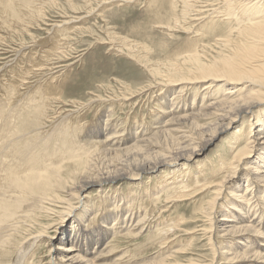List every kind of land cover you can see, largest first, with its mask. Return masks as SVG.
Instances as JSON below:
<instances>
[{"label":"rangeland","instance_id":"1","mask_svg":"<svg viewBox=\"0 0 264 264\" xmlns=\"http://www.w3.org/2000/svg\"><path fill=\"white\" fill-rule=\"evenodd\" d=\"M221 1L0 0V199L7 202V213L10 212L8 214L12 216L11 220L8 218L10 222L7 219L5 222L8 223L2 224L7 228L2 233L9 235H6V242L0 245V264H14L20 249L25 246L30 249L28 255L31 256L29 259L27 256V260H31L32 264H52L51 250L52 245L58 243L60 223L69 211V203L76 205V200L70 199L68 195L78 178L77 175L70 174L72 168L69 163L74 160L58 162L62 155L60 153L66 151L71 140L84 142L85 139L91 142L92 148L115 141L116 147L121 146L123 149L136 140H153L158 137L164 143L169 137L172 148L175 147L173 151L176 152L178 142H182L181 147L185 148L189 145L186 141L199 137L191 121L182 119L180 122V119L179 122H173L171 114L176 110L175 112H180L178 116H184L191 113V109L197 111V114L204 105H201V101H207L210 95L193 86H188L187 89L185 86L164 85L168 77L175 75L176 69L187 73L195 68V59H199L204 65H211L233 53L231 50L234 51L239 42H242L240 30L260 15L249 16L238 6L236 12L239 14L236 15L234 11L229 12V6ZM210 4H214L216 8L219 5L223 12L220 11L214 18H207L202 22L197 20L198 12ZM127 88L131 89L130 92H126ZM126 93L134 94V99L127 102L124 99ZM177 94L179 95L176 96ZM221 95L217 91L214 98L219 101L222 99ZM225 105L221 106L219 114L228 113L230 104ZM201 113L203 115L198 116V121L202 126L208 128L216 122V115L206 117L204 112ZM110 114L112 117L108 118ZM249 118L247 115L239 119L227 135L204 154L197 156L191 163L190 174L184 179L183 174L179 175L184 166L176 170L171 181L176 182L168 190H163L162 183L159 184L165 180L160 177L167 176V173L155 178L149 177L151 180L145 176L143 182L123 184L116 193L120 194L117 196L119 200L124 198L123 205L132 209L133 214L127 212L131 216L128 222L136 225L142 220L144 229L142 226L141 230L137 228L141 234L136 238L117 235L101 242L102 246H107L109 242L112 251L101 258L103 263L100 264L107 260L119 261L115 259L124 252L125 260H130L133 264H149L151 260H159L157 256L161 254L169 257L166 264H212L214 260L225 264L215 247L225 246L226 240L213 232L215 225L209 220L216 216L214 223L221 225L223 222L220 220L229 207V201H220L219 213L212 217L213 199L216 197V190L221 188L219 185H224L226 174L225 169L218 170L217 167L222 160L231 159L232 150L229 151L231 145L229 146L228 139L235 130L247 129L249 123L246 122ZM104 120H111L108 131L99 126ZM115 123L117 124L114 126ZM98 129L102 133H115V140L106 141V136L101 137ZM126 134L128 138L125 137ZM186 135L189 139H184ZM158 138L151 142L155 146L148 145L145 148L157 152L168 150L165 154L172 152L165 144H157ZM98 152L96 151V156L100 159L93 165V169L103 171L106 169L105 165L114 158L108 157L110 160L103 163L104 157ZM33 158L42 161L35 160L28 164ZM44 162L49 166L55 164L56 170L53 167H50L51 170L46 169ZM28 167L33 169V173H37L39 169L44 170L42 174L45 177L28 181V192L8 184L10 179L27 171ZM214 170L218 172L212 174ZM171 174L172 172L169 176ZM57 176L61 183L47 188L49 192L45 190L48 185L45 182L52 181ZM5 180L7 182L3 187ZM182 180L185 185L188 184V189L204 184L219 185H214V189L206 190L191 200L169 201L168 195L171 196L182 186V182H178ZM239 183L243 188L247 185L246 179L239 181L237 185ZM105 190L102 193L92 190L88 200L92 204L104 206V198L114 194V189ZM263 192L264 190L260 193ZM157 197L159 198L156 199ZM129 198H134V205H130L133 200ZM255 200L252 202L255 203ZM109 203L111 204L110 201ZM109 203L103 209H112ZM11 204H17L18 207L10 206ZM29 205L31 208L26 211ZM110 215L112 218L108 223H113L115 215ZM79 216L77 221L75 219L69 223V228L75 223L80 224V221L90 225L88 220L91 216H88V220ZM102 216V213H98L92 220L93 228L98 220L103 221ZM35 236L42 237L36 244L32 242L35 241ZM94 242L89 241L84 247L88 248ZM30 243L35 247L33 244L28 246ZM109 263L112 264V261L106 264Z\"/></svg>","mask_w":264,"mask_h":264},{"label":"bare ground","instance_id":"2","mask_svg":"<svg viewBox=\"0 0 264 264\" xmlns=\"http://www.w3.org/2000/svg\"><path fill=\"white\" fill-rule=\"evenodd\" d=\"M221 3L229 6L228 7L229 12L230 11L236 12L237 11L236 7L238 6V8L241 7L240 9H242L249 16H258V14H260L258 17H256V19L251 20L250 21L251 23L248 21L249 23L244 25V29L240 30V35L242 34L241 36L242 42L239 43L241 45L238 44L239 46H236L234 51L231 50V52L233 53L226 56L224 55L225 56L224 59H220L215 63L213 62L211 65H204L200 63L199 59H195V64H196L195 68L188 70L187 73L183 72V70L176 69L177 72L175 73L174 76L168 77L167 79L165 78L167 81L164 85L165 87L185 86V88H187L188 86H193L198 89L207 91V94L210 95V98L208 97L209 99L207 101L205 100L201 101L202 102L201 105L202 104L204 105L200 107L201 110L197 114H196L197 111L196 112L192 111V109H191V113L188 112L189 114H186L184 116H178L180 115V112H175L176 110L171 114L173 122H179L180 119H181L180 122L182 121V119L191 121V125H193V128H195L196 131H198L199 137L195 138L196 140L193 137L189 141H186V143L189 144L191 147L188 145V147L182 148L181 145L183 143L178 142L179 147L176 148V152L173 151L175 147L172 148V144H171L172 140L170 141L169 137L166 140L165 138H163L165 140L164 143L160 142V139L156 137L158 138V141L156 142L157 144H162V145L165 144L168 148L172 150V152H169L167 154H165V152H168V150L166 151L162 150V152H157L155 150H148L145 148V146L148 145L151 147L155 146L151 142H154L156 138H154L153 140L152 139L150 140L140 139V141L136 140L134 144L132 145L129 144L130 145L129 147H124L123 149H121V146L116 147L115 144L117 142L115 141L113 143L109 142L110 144L108 145L104 144L99 148L96 147L92 148L90 145L91 142L89 143V141L88 142L85 141V139L82 136L81 137L84 139V142L83 141L72 142L73 140H71L68 143V148H66V151L60 153L62 154L60 155L62 158L59 157L58 162H61L63 160L64 161L71 159L74 160L73 162L69 163V166H71L70 168H72L70 169V174L71 175L75 174L77 175L78 178L76 177L77 180L74 182L73 186H71L68 195L70 199L76 200V205L71 202L69 203V208H68L69 211L66 213L64 219H62L60 223V231H59L60 233L58 235L59 237L57 238L58 243L53 244L51 250L52 264H100V262H102L101 258L105 256L106 253L112 251L110 249L111 246L109 242L107 246L105 245L102 246L101 242L109 239L110 237H115L117 235L126 236V237L131 236L135 238L139 237L141 231L138 232L137 228H139V230L142 229L143 227L142 220H139L137 223H135L136 225H134V223L132 222H128V218H130L131 216L127 215V212H131L132 209L127 208L123 205V203L125 202H123L124 198H122V196H121L122 199L120 200L117 198V196L120 194L116 192L121 190V186L125 183L132 184L137 182H143L145 176H148L146 178L149 179V177L155 178L156 176H160L162 173H167V176L165 175L164 177L163 176L160 177L163 178V180L164 179L165 180L161 181L159 184L162 183L161 185L162 188H164L163 190L165 189L168 190L176 182V181L171 182L176 170H179L182 166H184L183 169L179 172L180 173L179 175L183 174L182 178L184 179L187 175L190 174L191 171L190 168L192 166L191 163L195 161V158L208 151L210 147L213 146L218 140L222 139L225 135H227L230 129L234 128L235 123L239 119H242L247 115L250 116L248 122H246L247 124L249 123L247 125L248 128L247 129L241 128L240 130H235L233 132L234 133L233 135L231 136L229 135L230 138L228 139V142H229V146L231 145L229 151L231 152L232 150L231 159L229 160L224 159L220 164L218 163L219 165L217 167L218 170L225 169L226 174H225V179L223 180L224 185L220 186L219 184L212 183L211 185L204 184L201 185V187L198 186L197 188L195 186V189H188L189 187L188 184L185 185L183 183V180L178 181L179 183L182 182L180 183L182 184V186H180L176 190V192L174 191V193L171 196L168 195V200L169 201L174 199L179 201L191 200L192 198L199 196L201 193L205 192L206 190L214 189L215 187L214 185H219V187L221 188L218 189L216 187L218 190L215 189L216 197L213 199L214 205L212 206L213 207L212 217L213 214L219 213L218 209L221 206L220 201L222 200L229 201V207L226 214L223 215L224 217L222 216L223 217L222 220H220V222L221 221L223 222L221 225H216L214 223L216 216H214L212 219L211 218L209 219L212 220L213 222L212 224L215 225V228L213 227L215 229L213 232L216 235L219 234L222 235V238L226 240V245L224 244L225 246L216 245L215 247L216 253L219 256H221L222 258L221 260L224 261L225 264H264V192L260 193L262 190H264V0H222ZM217 7L218 8H216L214 4H210L206 6L204 10H200L198 12L199 17L197 20H200L202 22V20L204 21L207 18H214L215 15L223 12L221 10L222 8L219 7V5H217ZM236 13H237L236 15L239 14V12ZM130 90H131L130 88H127L126 92L128 91L130 92ZM217 91H220L222 94L221 95L222 99L219 101L217 98H214L215 97L214 95L217 93ZM178 95L179 94H177L176 96ZM134 97H135L134 94L126 93V97H124V99L128 102L129 100H132V98L134 99ZM225 104H230L228 113L219 114V112L221 111V106ZM204 108L206 109L204 110ZM168 110L166 111L169 112ZM201 112H204V116L206 117L216 115V122L213 125H209L208 128L202 126L201 124H199L200 122L198 121L199 120L198 116L200 114L203 115V113ZM111 114L113 115V112ZM111 114L109 115V117L108 116L107 117L108 118L112 117ZM110 121L111 120H106V121L104 120L100 123L99 126L101 128H104L105 131H108V128L110 127ZM63 124L64 122L61 123L62 127ZM116 124L117 123H115L114 126ZM98 131L101 132L102 134L101 137L105 138L106 136V141L111 139L115 140L116 138L115 133L113 132H112L113 134H109L108 132L102 133L101 129H98ZM118 133L119 132H117V134ZM244 134H246L247 136H243ZM125 137L128 138L127 134ZM187 138L189 139L188 135L184 137V139ZM119 140L120 138L118 139V141ZM137 141H139V143ZM102 142H104L103 139ZM242 145H245L244 148H241ZM96 151H99L98 153L103 155L102 156V158L104 157L103 163H105V161H109L110 160L109 158H114L112 159L113 161H109L108 163L106 162L107 163L105 165L106 169H104L103 171L102 170L94 171L93 169V167L95 166L94 164L97 163V161L100 159L96 156ZM35 160L42 161L40 159L33 158V160H29L28 164H30ZM44 165L46 169H50V167H53L54 170H56L55 164L54 165L51 164L52 166L51 165L49 166L48 163L44 162ZM195 169L197 168H194V170ZM11 172L13 171H10V173ZM24 172H23L24 174L19 173L18 176H15L14 178L10 179V181H8V184L15 185V187L18 188H23V190L28 192L26 190L29 189L30 187V184L27 183L28 181L35 180V178L45 177V175L42 174L44 172V170L42 169L37 170L36 171L37 173H33V169L31 167H28L27 171ZM171 172L172 174L169 176ZM212 172H213L212 174H215L218 171L214 170ZM243 179H246L247 182L245 188H243L241 183L237 185V183ZM52 181H55V183L53 184ZM52 181L45 182L46 184H48V185L44 184L46 185L45 190H48L47 188H51L61 183V181H58V176L52 179ZM5 182L7 181L5 180L3 182L4 183L3 187H5ZM94 189L97 192L99 191L100 193H102L105 189L109 191L114 189L113 191L114 194L112 197L109 196L105 197L104 198L105 202H103L105 203V205L100 207L99 204L96 205L92 204L91 201L88 200L89 193L92 192V190ZM155 195L152 196L155 197ZM249 195L251 197H249ZM47 196L49 197V195ZM158 198L159 197H157L156 199ZM129 199L133 200V204H130L131 202L129 204L134 205L135 204L134 198H129ZM253 199H256L255 203L252 202ZM48 200L50 199L48 198ZM109 201L111 202V204L109 203ZM22 202H24V199L22 200ZM5 203L7 202L4 199L3 200L0 199V245L1 243L4 244L6 242L5 239H7V236L9 235V234L7 235L6 232L2 233V231L7 230L6 225L4 224L5 226L4 225L2 226V224L6 223L5 221H7L8 218L10 219V217H12L10 214H8L10 212L7 213L6 209L8 206L5 205ZM107 203L110 204V207L112 209L110 210L103 209V207L109 206L107 205ZM17 204L16 205L13 204V205L16 207ZM13 205L11 204L10 206ZM19 207L21 208V206ZM29 208H31V205H29L26 208V211L29 210ZM17 210L19 211L18 208ZM23 210H21V212ZM98 213L103 214L102 216L103 221L99 222L98 220L97 224L94 222L96 225L93 228L91 222L93 219H95V217H97ZM111 213L112 215H115L113 216V221L115 220V218L116 220L113 223H108L109 220L112 218V216L110 215ZM131 214L133 213L131 212ZM79 215H82L83 217L87 218V220H88V216H91V218L88 220L90 222V225H87L83 221H80V224L75 223L73 227L69 228V223L75 219L77 221ZM228 217H230V219ZM18 219H20V217ZM17 223L19 222L17 221ZM45 229L47 230V228ZM63 235L66 236L63 237ZM40 237H36L35 241L32 242L36 244V242L38 241V239H40ZM89 241H95L93 243L94 245H89L88 248L84 247L89 243ZM31 244L33 243L28 244V246ZM83 248H85V250ZM20 250L17 256L18 259L14 262V264H32L31 260H27V256L28 259L29 256H31L28 255L29 253L28 250L30 249H27L25 246L23 249ZM125 254L126 253L124 252L120 257L115 259L119 261L107 260V262L112 261V264H133L131 263L130 260H125ZM157 257H158L157 259L159 260H151V263L149 262L148 263L166 264L167 263L166 259H169V257L166 258L165 254L164 255L161 254V256L158 255ZM9 264H13V263L9 262ZM212 264H220V263L214 260Z\"/></svg>","mask_w":264,"mask_h":264}]
</instances>
